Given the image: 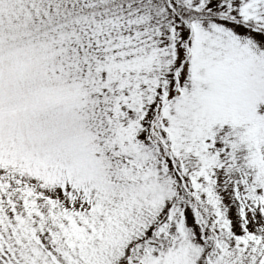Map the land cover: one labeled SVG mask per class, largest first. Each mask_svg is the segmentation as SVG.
<instances>
[{
	"label": "snow or ice",
	"instance_id": "6c2138e0",
	"mask_svg": "<svg viewBox=\"0 0 264 264\" xmlns=\"http://www.w3.org/2000/svg\"><path fill=\"white\" fill-rule=\"evenodd\" d=\"M0 264H264V0H0Z\"/></svg>",
	"mask_w": 264,
	"mask_h": 264
}]
</instances>
